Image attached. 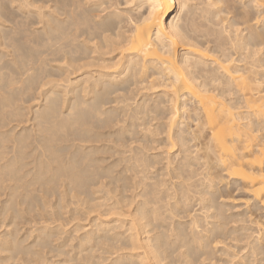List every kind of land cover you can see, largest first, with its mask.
Wrapping results in <instances>:
<instances>
[{"label": "bare ground", "instance_id": "bare-ground-1", "mask_svg": "<svg viewBox=\"0 0 264 264\" xmlns=\"http://www.w3.org/2000/svg\"><path fill=\"white\" fill-rule=\"evenodd\" d=\"M133 1L0 0V264H264V0Z\"/></svg>", "mask_w": 264, "mask_h": 264}, {"label": "rangeland", "instance_id": "rangeland-1", "mask_svg": "<svg viewBox=\"0 0 264 264\" xmlns=\"http://www.w3.org/2000/svg\"><path fill=\"white\" fill-rule=\"evenodd\" d=\"M141 3V0H135L133 1L132 5H128L129 9L135 10L137 6H139ZM181 5H176V10H181ZM242 197V194L236 195V198ZM244 212V206L240 201L234 202L232 205L229 206L228 213L229 215L235 216L236 219H234L236 222L232 223V225H236L238 227H244L247 230V233H252L256 235V233H253L255 230H252L253 225H251L248 217L243 215ZM246 232V231H244ZM246 234V233H244ZM246 240L244 239L242 242H232L230 243L232 245L230 250L239 252L240 256H243L246 253V250L242 247L245 244ZM218 259V264H237L239 262V258H228L226 254L218 255L216 258Z\"/></svg>", "mask_w": 264, "mask_h": 264}]
</instances>
